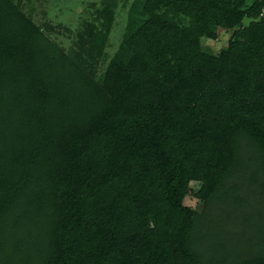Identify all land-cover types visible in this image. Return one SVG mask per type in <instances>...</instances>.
I'll return each mask as SVG.
<instances>
[{"label": "trees", "instance_id": "trees-1", "mask_svg": "<svg viewBox=\"0 0 264 264\" xmlns=\"http://www.w3.org/2000/svg\"><path fill=\"white\" fill-rule=\"evenodd\" d=\"M51 1L0 0V264H264V0Z\"/></svg>", "mask_w": 264, "mask_h": 264}, {"label": "rangeland", "instance_id": "rangeland-1", "mask_svg": "<svg viewBox=\"0 0 264 264\" xmlns=\"http://www.w3.org/2000/svg\"><path fill=\"white\" fill-rule=\"evenodd\" d=\"M94 0H52L47 6H38V11L34 14L36 21L43 23L47 20L53 21L55 24L61 23L71 28H77L83 15V9L85 3L92 2ZM45 12V14H44ZM122 20L116 26L111 36L110 53H113L121 41V32L123 30ZM232 32L221 31L219 34V40L211 41L209 39L204 40V45L211 48L215 53L224 49L229 42ZM53 38L63 46L65 49L70 50L73 46V36L71 34H55ZM192 189L198 192L201 188L199 183H192ZM185 204L195 210H201L202 205L194 195L187 197Z\"/></svg>", "mask_w": 264, "mask_h": 264}]
</instances>
